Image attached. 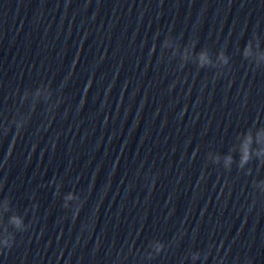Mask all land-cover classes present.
<instances>
[{
    "label": "water",
    "instance_id": "obj_1",
    "mask_svg": "<svg viewBox=\"0 0 264 264\" xmlns=\"http://www.w3.org/2000/svg\"><path fill=\"white\" fill-rule=\"evenodd\" d=\"M0 264H264V0H0Z\"/></svg>",
    "mask_w": 264,
    "mask_h": 264
},
{
    "label": "clouds",
    "instance_id": "obj_2",
    "mask_svg": "<svg viewBox=\"0 0 264 264\" xmlns=\"http://www.w3.org/2000/svg\"><path fill=\"white\" fill-rule=\"evenodd\" d=\"M248 159V153H247V149L245 150L244 156L242 157V162H246ZM20 221L16 220V224L19 225Z\"/></svg>",
    "mask_w": 264,
    "mask_h": 264
}]
</instances>
